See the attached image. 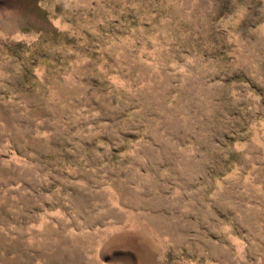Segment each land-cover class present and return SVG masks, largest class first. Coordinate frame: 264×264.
Segmentation results:
<instances>
[{"label":"rangeland","instance_id":"rangeland-1","mask_svg":"<svg viewBox=\"0 0 264 264\" xmlns=\"http://www.w3.org/2000/svg\"><path fill=\"white\" fill-rule=\"evenodd\" d=\"M0 264H264V0H0Z\"/></svg>","mask_w":264,"mask_h":264}]
</instances>
